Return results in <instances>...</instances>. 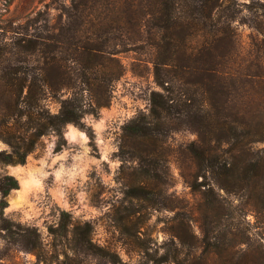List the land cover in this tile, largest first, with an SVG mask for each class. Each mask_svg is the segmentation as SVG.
<instances>
[{
  "label": "rangeland",
  "instance_id": "rangeland-1",
  "mask_svg": "<svg viewBox=\"0 0 264 264\" xmlns=\"http://www.w3.org/2000/svg\"><path fill=\"white\" fill-rule=\"evenodd\" d=\"M69 4L70 0H0V81L10 71L20 79L27 68L42 61L38 51L28 53L21 47L22 39L64 27ZM218 17L234 41L230 63L264 70V0H224ZM111 42L120 50L115 56L122 69L110 83V99L96 107L97 113L84 115L94 135L68 122L61 145L48 132L24 162H4L0 156V177L10 174L17 180L4 197L0 192V264H155L153 257L164 251L171 230L178 229L188 243L180 258L208 255L215 264L225 257L264 264V224L256 219L245 191L215 187L202 193L186 182L181 166L193 164L188 146L198 137L190 125L172 112L156 131L151 149L128 134L125 125L140 113L148 115L151 92L161 87L147 41L126 50L115 44L118 39ZM83 87L80 84L78 90L88 106L93 96ZM173 87L179 89V83ZM58 99L46 101L52 112L59 108ZM257 101L264 112V94L253 103ZM3 119L0 108L1 126ZM71 126L84 137L70 135ZM252 146L264 148V140ZM11 150L0 137V151ZM19 166L31 169L30 186L16 198ZM196 177L206 180L201 173ZM141 178L149 180L151 192L137 188Z\"/></svg>",
  "mask_w": 264,
  "mask_h": 264
},
{
  "label": "trees",
  "instance_id": "trees-1",
  "mask_svg": "<svg viewBox=\"0 0 264 264\" xmlns=\"http://www.w3.org/2000/svg\"><path fill=\"white\" fill-rule=\"evenodd\" d=\"M223 4L224 0H70L64 8V27L57 32L29 33L22 39L21 47L28 53L38 51L42 61L27 68L20 79L10 71L0 81V108L5 111L0 137L12 147L9 152L0 151L1 159L24 162L48 132L61 145L68 122L92 137L84 115L97 113L96 107L110 99V83L122 69L115 56L120 50L112 38L120 41L115 44L121 50L147 41L161 90H152L148 115L140 113L125 125L128 134L151 149L156 131L175 111L198 136L188 146L193 164L181 166L186 182L202 193L215 187L244 190L256 219L264 224V148L252 146L264 140L263 106L253 103L264 94V70L230 63L234 41L228 27L219 25L218 10ZM177 82L179 89L173 87ZM80 84L92 93L88 106L78 90ZM49 97H59L55 112L47 106ZM213 140L218 142L212 144ZM223 142L228 146L223 147ZM199 173L206 180H198ZM16 185L14 176L0 177L3 197ZM136 186L151 192L147 178ZM171 233L172 238L162 245L164 251L153 257L155 264L216 263L208 255L180 258L188 243L181 230ZM260 238L264 239V230ZM222 264L245 261L225 257Z\"/></svg>",
  "mask_w": 264,
  "mask_h": 264
},
{
  "label": "bare ground",
  "instance_id": "bare-ground-1",
  "mask_svg": "<svg viewBox=\"0 0 264 264\" xmlns=\"http://www.w3.org/2000/svg\"><path fill=\"white\" fill-rule=\"evenodd\" d=\"M68 130V129H67ZM68 133L70 135H80L81 137H84L83 131L78 129L75 126H71L70 129L68 130ZM21 167V166H19ZM17 168V170L20 171V189L17 191V194L15 195L16 198H20L22 194H25L26 189L30 186V170L31 169H24V168Z\"/></svg>",
  "mask_w": 264,
  "mask_h": 264
}]
</instances>
